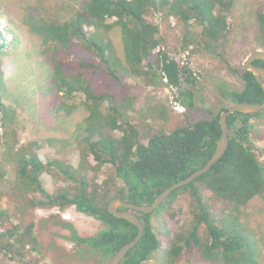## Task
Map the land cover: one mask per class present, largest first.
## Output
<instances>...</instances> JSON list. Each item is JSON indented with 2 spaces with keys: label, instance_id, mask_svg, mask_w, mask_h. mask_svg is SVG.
Masks as SVG:
<instances>
[{
  "label": "trees",
  "instance_id": "1",
  "mask_svg": "<svg viewBox=\"0 0 264 264\" xmlns=\"http://www.w3.org/2000/svg\"><path fill=\"white\" fill-rule=\"evenodd\" d=\"M78 1L80 9L64 22L53 19L48 10L42 14L37 6L27 8L25 22L40 38L41 57L51 68L47 80V108L51 109L48 117L62 122L80 104L87 111L71 137L58 140L63 144L76 143L79 161L69 163L58 152L42 162L37 152L38 141L20 144L21 122L18 111L3 103L7 89L0 68V190L12 172L13 191L25 196L40 193L47 199L42 205L61 210L74 207L79 213L102 222L101 231L81 237L70 222L51 218L54 227L71 233L77 255L105 264L138 232L134 224L109 214V202L119 197L129 203L151 205L164 190L205 166L222 135L220 114L229 108L221 106L217 112L211 108L207 118L188 120L166 132L156 124L167 120L171 108L168 101L137 108V98L131 90L121 92L125 84H121L120 75H131L147 86L165 83L177 89L179 96L175 103L186 109L184 115L188 117L197 108L194 87L198 79L190 66H181L161 48L160 26L154 22V14L164 12L183 21L187 29L183 50L193 44L197 49H208L222 56L218 50L231 32L228 15L237 0ZM36 4L43 6L42 1ZM263 8L255 12L254 31L262 49ZM191 20L195 21L192 27ZM194 27L199 29V39L191 41L188 38H192ZM20 38L21 33L15 36L14 43ZM5 47L0 45V56L6 53ZM254 64L264 67L263 61ZM240 76L241 90L228 93L233 104L262 103L261 81L246 69ZM104 83L111 88L117 84L116 91L113 87L111 93L105 92L100 88ZM78 100L80 103H76ZM136 112L141 117L152 114L153 124L146 125L141 117H132ZM263 117L264 111L249 115L234 113L228 117L230 145L225 156L208 173L174 191L153 214H138L143 235L120 264H151L159 253L161 264H191L194 260L260 264L264 224L258 222L256 229L251 227L250 212L254 201L264 199V162L257 154L258 144L264 142V132L253 122ZM44 176L54 182L53 191L43 186ZM184 194L190 200V217L180 230L166 232L168 247L161 252L164 240L153 218L166 208L171 211ZM0 212L2 218L6 217L4 211ZM1 227L6 229L0 232V252L9 258L16 259L11 254L24 257L28 245L32 246L31 252H41L39 239L33 232L35 222L26 226L23 233L17 226L2 223ZM52 248L62 251L56 242Z\"/></svg>",
  "mask_w": 264,
  "mask_h": 264
},
{
  "label": "rangeland",
  "instance_id": "2",
  "mask_svg": "<svg viewBox=\"0 0 264 264\" xmlns=\"http://www.w3.org/2000/svg\"><path fill=\"white\" fill-rule=\"evenodd\" d=\"M38 1H42L43 6H38L36 4ZM79 5L78 0H0V45L6 46V53L0 56V68L3 70L5 89H7L3 103L6 107L15 108L18 111L17 118L21 122L18 133L20 144L38 141L37 152L42 162L47 158L57 156L60 152L69 163H78L77 144H63L58 140H68L76 124L87 115V111L80 104L75 113L62 122L51 120L48 117L51 109L47 108V80L51 68L41 57V40L26 24L25 15L29 7L37 6L42 14L48 10L49 16L51 14L53 19L64 22L80 9ZM263 7L264 0H237L235 7L228 15V21L232 25L231 32L223 48L218 50L222 56L213 54L208 49H197L193 44L183 50V39L187 30L183 21L164 12L154 14V22L160 26L161 48L181 66H190L198 79L197 86L194 87L197 108L192 109L188 117L184 115L186 109L175 103L176 97L179 96L178 90L168 87L165 83L147 86L145 82L131 75L122 74L120 75L121 84L125 86L121 87V92L129 93L128 90H131L132 95L137 98L135 102L137 108L144 104L156 106L167 100L171 105L167 120L156 124L158 129L166 132L189 122L188 120L193 122L207 118L211 108L212 110L217 109L215 110L217 112L221 106L230 107L233 102L228 97V93L241 90L240 74L245 69V60L253 52L264 50L259 48L254 35L257 25L255 12ZM189 24L192 27L195 21L191 20ZM188 30L190 31V28ZM192 30V38L188 40H198L199 29L196 30L194 27ZM19 33L22 34V38L14 43L15 36ZM118 45L121 49L119 43ZM98 80L103 82L101 77ZM113 87L115 92L117 84ZM100 88L105 89L107 93L112 92V88L107 87L105 83ZM76 103H80V100ZM132 117L137 118L141 115L136 112L132 114ZM141 119L145 120L146 125H152L154 117L149 114L142 116ZM253 122L257 124L258 130L264 132V117L259 120L254 119ZM48 139H57L58 142H47ZM257 154L260 161L264 162V142L258 144ZM11 177L12 172H9L7 181L2 184L3 187L0 190V210L6 213L4 218L0 215V224L4 223L8 227L17 226L20 233H23L26 226L35 222L33 232L39 239L41 252H31V245L27 246L24 257L11 254L16 259H11L0 252V264H100L94 258L77 255L76 244L70 240L71 233L59 226L54 227L55 221L51 218L56 217L70 222L81 237L93 236L101 231L102 222L79 213L74 207L61 210L55 206L42 205V202H46L47 199L40 193L26 196L17 193L11 189ZM42 183L46 189L54 190V182L50 177L44 176ZM59 184L63 185L62 182ZM29 201L34 203V207H31ZM189 203L188 195H181L172 205L171 211L166 208L159 214L160 216L153 218L156 230L160 238L164 240L161 252L168 247L166 232L173 229L180 230V226L190 217ZM251 211V227L256 229L258 222L264 224V199L254 201ZM173 214H175L174 218H172ZM5 229L1 227L0 232ZM54 242L62 248L61 252L52 248ZM261 246L260 264H264V242ZM161 258L162 254H157L151 264H161ZM191 264L213 263L194 260Z\"/></svg>",
  "mask_w": 264,
  "mask_h": 264
},
{
  "label": "water",
  "instance_id": "3",
  "mask_svg": "<svg viewBox=\"0 0 264 264\" xmlns=\"http://www.w3.org/2000/svg\"><path fill=\"white\" fill-rule=\"evenodd\" d=\"M263 61L264 62V50H257L253 52L251 55L247 57L244 62V68L251 72L255 77H257L261 81V86L264 91V67L256 66L254 64L255 61ZM264 111V101L262 103H234L232 104L226 111H223L220 114L219 123L222 131V135L218 141L215 152L210 160L206 163L205 166L200 168L191 174L188 178L179 181L169 188L164 190L153 202L151 205H137L133 203H129L121 198L112 199L108 206L109 214L115 216L116 218L128 221L134 224L137 227V235L136 237L128 244L124 245L108 262L105 264H120L128 252L132 250L140 241L143 235V223L139 217V213L144 214H153L169 197L170 195L184 186H187L197 180L199 177L208 173L212 167L218 163L226 154L229 145V126H228V117L233 115L234 113H242V114H255Z\"/></svg>",
  "mask_w": 264,
  "mask_h": 264
}]
</instances>
